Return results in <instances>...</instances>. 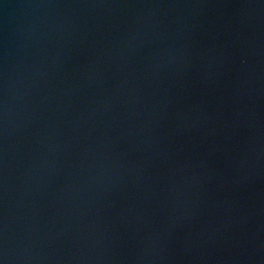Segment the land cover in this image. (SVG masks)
<instances>
[{"label": "water", "instance_id": "water-1", "mask_svg": "<svg viewBox=\"0 0 264 264\" xmlns=\"http://www.w3.org/2000/svg\"><path fill=\"white\" fill-rule=\"evenodd\" d=\"M5 244L8 264H264V0H2Z\"/></svg>", "mask_w": 264, "mask_h": 264}, {"label": "clouds", "instance_id": "clouds-1", "mask_svg": "<svg viewBox=\"0 0 264 264\" xmlns=\"http://www.w3.org/2000/svg\"><path fill=\"white\" fill-rule=\"evenodd\" d=\"M7 7V5H5ZM228 45H224L221 47V50L217 53L218 56L223 57L226 61H230L232 59V53L228 51ZM250 51L240 48L236 51L235 56L239 61L241 67H245L249 64ZM215 59V57H214ZM4 91H5V99L3 101V117L5 121V125L7 122V64L5 60V68H4ZM9 262V249L6 244L0 253V264H8Z\"/></svg>", "mask_w": 264, "mask_h": 264}, {"label": "snow or ice", "instance_id": "snow-or-ice-1", "mask_svg": "<svg viewBox=\"0 0 264 264\" xmlns=\"http://www.w3.org/2000/svg\"><path fill=\"white\" fill-rule=\"evenodd\" d=\"M0 2H2V0H0Z\"/></svg>", "mask_w": 264, "mask_h": 264}]
</instances>
